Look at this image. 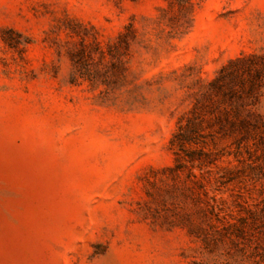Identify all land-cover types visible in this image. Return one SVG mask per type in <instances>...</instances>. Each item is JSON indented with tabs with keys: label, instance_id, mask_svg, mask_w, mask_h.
I'll return each instance as SVG.
<instances>
[{
	"label": "rangeland",
	"instance_id": "rangeland-1",
	"mask_svg": "<svg viewBox=\"0 0 264 264\" xmlns=\"http://www.w3.org/2000/svg\"><path fill=\"white\" fill-rule=\"evenodd\" d=\"M0 264H264V0H0Z\"/></svg>",
	"mask_w": 264,
	"mask_h": 264
}]
</instances>
